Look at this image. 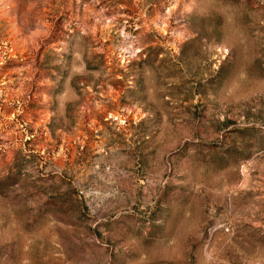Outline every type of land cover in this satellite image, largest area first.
<instances>
[{"label":"rangeland","instance_id":"rangeland-1","mask_svg":"<svg viewBox=\"0 0 264 264\" xmlns=\"http://www.w3.org/2000/svg\"><path fill=\"white\" fill-rule=\"evenodd\" d=\"M0 264H264V0H0Z\"/></svg>","mask_w":264,"mask_h":264}]
</instances>
